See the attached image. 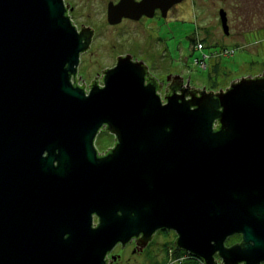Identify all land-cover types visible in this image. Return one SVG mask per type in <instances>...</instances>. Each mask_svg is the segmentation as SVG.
<instances>
[{
	"label": "water",
	"instance_id": "water-1",
	"mask_svg": "<svg viewBox=\"0 0 264 264\" xmlns=\"http://www.w3.org/2000/svg\"><path fill=\"white\" fill-rule=\"evenodd\" d=\"M181 1L111 2L108 21ZM69 11L0 0V264H109L118 242L159 228L205 264L264 262V76L164 104L127 55L86 93L71 79L94 31ZM104 125L117 144L99 157ZM234 233L243 243L225 247Z\"/></svg>",
	"mask_w": 264,
	"mask_h": 264
},
{
	"label": "flooded vegetation",
	"instance_id": "flooded-vegetation-1",
	"mask_svg": "<svg viewBox=\"0 0 264 264\" xmlns=\"http://www.w3.org/2000/svg\"><path fill=\"white\" fill-rule=\"evenodd\" d=\"M119 1L120 0H108V23V5L111 2L117 4ZM250 1L252 2H248V9L250 8V4L254 5L257 3L256 0ZM65 3L67 5L70 4L68 0H65ZM246 5L247 2H245V0H182L181 2L171 6L165 15L162 9L155 8L154 15L152 17L144 14L139 19L124 17L118 24L109 23L112 26L120 25L126 21L131 23H141L144 26L148 36L153 38V41L150 39L152 42H150L148 47L144 49L146 52L145 56H139L133 52L127 51L110 57L112 64H104V66L102 64L104 60L101 58L98 60V64L94 66L96 69V75L91 80V82H88L82 74L85 73L83 69L86 68V66H84L85 59H82V56L91 50L97 34L95 33L94 27L91 25L81 24V26L78 27L76 22L73 20L79 30L83 28H90L94 31V33L88 50L80 55L78 72L76 76L72 77L71 80L76 85L83 87L86 93H89L91 86L95 82H98L101 87L104 86L105 71L114 67L117 64L119 57L130 55L132 61L142 62L144 64L146 68L145 84H153L156 88V93L160 96V99L165 104L167 102V96L173 93H177L178 95L183 94L185 95L186 99H192L194 95L200 96L202 94H218L225 92L234 82H236L235 80L240 78L263 77L264 65H262V68L259 72L245 74L244 76H241L235 80H231L228 83H225L219 79L213 82L210 81V83H198L190 76L178 70L175 65H173V61H171V59L168 57V51L165 49V47L162 49V55L159 53V50L156 49V46L162 42V38H160V34L157 33V31L160 32L166 24L174 22L180 17H183L184 22H188L195 27V31L191 35V40L194 43V50H200L206 48L207 46L214 45L222 46V50H226L227 46H224L226 43H240L245 41L246 37H248L247 33L250 35L253 34L254 31H248L245 34L244 28L235 27L233 24L240 21V24L244 25L245 20L250 22V19H252V23L259 21L257 18H251L249 12H245ZM222 10L226 15V23L229 28L228 32H226L223 28V18L221 15ZM244 13H248L249 18L246 17ZM146 25L149 27H145ZM213 25H215L217 30L220 32L219 35H217L220 39H216L218 37L214 38V29L211 28ZM198 43H200L202 48L199 49L196 46ZM207 43H210V45H207ZM203 67L205 69L209 67L207 62H203ZM216 68L217 65L213 64L212 69L214 70ZM219 127L220 122L217 119L214 121V130H218ZM104 135H108L110 137L111 142L109 144H104L102 142L101 138ZM116 138V135L108 130L107 125H104L101 128L94 141V146L99 157L106 156L112 151V149L117 144ZM46 155L47 152L44 154V156ZM55 165H57V162H55ZM92 217L93 226L96 227L99 224V218L96 214H93ZM177 239L178 233L176 230L159 228L148 239L145 238L143 234H140L138 236L131 237L126 243L118 242L114 248L107 253L106 259L109 264H157L161 261L163 262L165 257L168 256L171 259L175 258L174 261L176 264L180 260H188L193 264H205L203 259L181 248L177 243ZM243 240L242 233H234L226 238L224 245L225 247L229 248L234 245L242 244ZM214 259L215 264H225L223 258L219 256L218 252L215 254ZM239 264H244V262H239ZM260 264H264V262H261Z\"/></svg>",
	"mask_w": 264,
	"mask_h": 264
},
{
	"label": "rangeland",
	"instance_id": "rangeland-1",
	"mask_svg": "<svg viewBox=\"0 0 264 264\" xmlns=\"http://www.w3.org/2000/svg\"><path fill=\"white\" fill-rule=\"evenodd\" d=\"M68 1L70 2V16L78 27L81 24L91 25L97 34L91 50L82 56V59H85L84 66H86L83 69L85 73L82 74L88 82H91L96 75L94 66L98 64V60L101 58L104 60L102 63L104 66V64H112L110 57L127 51L145 56L144 49L153 41V38L148 36L141 23L126 21L117 26L110 25L107 22L108 0ZM245 2H247L245 12H249L251 18L259 20L256 23H252V19H250V22L245 20L244 25H241L240 21L233 24L235 27L244 28L245 34L248 31H254L250 35L247 33L248 37L245 41L226 43L224 45L227 46L226 50H222V46L219 45L194 50L191 35L195 31V27L188 22H184L183 17H180L174 22L166 24L160 32L157 31L160 38H162V42L156 46V49L162 55V49L165 47L168 51V57L173 61V65L198 83H210V81L213 82L218 79L228 83L245 74L259 72L262 65H264V0H256L257 3L250 4L249 9L248 2L251 3L252 1L245 0ZM244 14L248 17V13ZM145 27L149 26L146 25ZM211 28L214 29V38L218 37L217 35L220 32L216 26L213 25ZM207 45H210V43H207ZM203 62H207L209 67L205 69ZM213 64L217 65L214 70L212 69ZM101 139L104 144L111 142L108 135H104ZM174 259L167 256L163 262L161 261L162 263L157 264H176Z\"/></svg>",
	"mask_w": 264,
	"mask_h": 264
},
{
	"label": "trees",
	"instance_id": "trees-1",
	"mask_svg": "<svg viewBox=\"0 0 264 264\" xmlns=\"http://www.w3.org/2000/svg\"><path fill=\"white\" fill-rule=\"evenodd\" d=\"M177 264H193V263H190L188 260H184V261L183 260H180ZM194 264H196V263H194Z\"/></svg>",
	"mask_w": 264,
	"mask_h": 264
},
{
	"label": "built area",
	"instance_id": "built-area-1",
	"mask_svg": "<svg viewBox=\"0 0 264 264\" xmlns=\"http://www.w3.org/2000/svg\"><path fill=\"white\" fill-rule=\"evenodd\" d=\"M196 46H197L199 49L202 48V46L200 45V43H198ZM205 57H206V56H205Z\"/></svg>",
	"mask_w": 264,
	"mask_h": 264
}]
</instances>
